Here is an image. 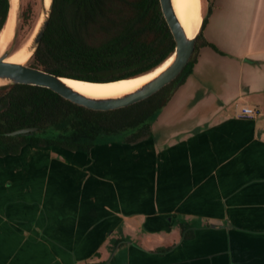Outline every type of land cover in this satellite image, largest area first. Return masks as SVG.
<instances>
[{
    "label": "crops",
    "instance_id": "crops-1",
    "mask_svg": "<svg viewBox=\"0 0 264 264\" xmlns=\"http://www.w3.org/2000/svg\"><path fill=\"white\" fill-rule=\"evenodd\" d=\"M202 35L147 138L0 157V264L104 261L119 230L142 264H264V0H212ZM180 223L183 256L159 238Z\"/></svg>",
    "mask_w": 264,
    "mask_h": 264
},
{
    "label": "trees",
    "instance_id": "trees-1",
    "mask_svg": "<svg viewBox=\"0 0 264 264\" xmlns=\"http://www.w3.org/2000/svg\"><path fill=\"white\" fill-rule=\"evenodd\" d=\"M10 8V0H0V33ZM205 23L206 19L194 52L178 77L128 107L93 111L47 88L19 84L0 87V157L17 155L27 145L88 153L98 139L105 137H124L122 142L127 144L147 138L152 121L190 73L198 50L209 45L202 35ZM174 47L158 0H53L31 66L59 77L110 82L152 72L173 54ZM23 128H36L37 132L6 136ZM179 226L182 240L193 239L186 223ZM169 250L161 247L154 252Z\"/></svg>",
    "mask_w": 264,
    "mask_h": 264
},
{
    "label": "water",
    "instance_id": "water-1",
    "mask_svg": "<svg viewBox=\"0 0 264 264\" xmlns=\"http://www.w3.org/2000/svg\"><path fill=\"white\" fill-rule=\"evenodd\" d=\"M52 1L53 0H50L49 6L46 7L45 1L42 0V8H43L44 16L42 20L39 22L38 27L35 29L28 43L21 47V48L25 47L31 53L30 58L23 64L5 62V60L13 52L21 49V48L15 49L17 35L19 31V25L18 23L16 24L14 35L11 42L9 43L6 51H4L0 55V82L3 83L1 87L19 84V85H30V86L47 88L64 100H67L74 105L93 111H112V110L131 106L135 103H138L140 101L149 98L150 96L154 95L159 90H161L163 87L167 86L172 81H174L178 77V75L183 71V69L186 67L194 52L197 36L201 30L203 21L207 18V15L209 13V6L211 4V1H207V8L205 14L202 15V22L200 29L197 35L194 38L190 39L185 33V30L183 29L176 15V12L173 8L172 0H158L160 4L162 16L166 22V25L172 35L175 44L173 54L169 57L172 58L170 64L156 77H154L153 79H151L150 81H148L147 83H145L144 85L140 86L138 89L127 95H123L117 98H110V99H90L80 95L79 93L70 89L61 82V79H69V78L59 77L47 73L39 68H35L31 66L36 50L40 44V41L48 25V21L52 9ZM20 17H21L20 14L16 15L15 22L16 19L20 20ZM137 77H133V78H137ZM133 78H128V79H133ZM77 81H81V80H77ZM116 81H120V80H116ZM116 81L90 82V83H111ZM36 132H37L36 128H23V129L15 130L13 132L6 133V136L9 137L29 136Z\"/></svg>",
    "mask_w": 264,
    "mask_h": 264
},
{
    "label": "bare ground",
    "instance_id": "bare-ground-1",
    "mask_svg": "<svg viewBox=\"0 0 264 264\" xmlns=\"http://www.w3.org/2000/svg\"><path fill=\"white\" fill-rule=\"evenodd\" d=\"M11 8L7 18V22L0 33V55L6 51L11 42L15 30V18L18 0H10ZM45 6L48 7L50 0H44ZM173 8L176 15L185 30L187 36L194 38L201 26V0H172ZM30 51L25 47L13 52L6 60L7 63L23 64L30 58ZM169 58L165 63L159 66L152 72L133 79H124L111 83H90L84 81H77L74 79H61V82L79 93L80 95L90 99H110L127 95L140 86L144 85L159 73H161L171 62ZM3 85L0 82V87Z\"/></svg>",
    "mask_w": 264,
    "mask_h": 264
},
{
    "label": "rangeland",
    "instance_id": "rangeland-1",
    "mask_svg": "<svg viewBox=\"0 0 264 264\" xmlns=\"http://www.w3.org/2000/svg\"><path fill=\"white\" fill-rule=\"evenodd\" d=\"M206 8L207 1L201 0L202 15L205 14ZM19 14L21 16L20 20L16 19L15 22V26L17 23L19 25L15 49L21 48L28 43L35 29L38 27L39 22L42 20L44 16L42 0H18L16 15ZM25 14L28 18H25ZM104 139H110L111 142L116 144H120L123 140H125L124 137L120 136L105 137ZM104 139H98V141L95 142V145H97L99 142H104ZM26 147L34 148L36 146L27 145ZM48 156L51 157V153H48ZM125 233L122 232V230H119L116 235L111 237V242L105 248L106 253L103 252V260L105 264H142L140 263L139 256L144 246L142 245L144 237H136L133 235L126 237V235H124ZM180 236V230H178L177 233L175 232V235L160 236L159 238L162 240V243L167 245L172 244L173 240H175V250H178L179 256H183L187 250L185 249L184 252L183 245H186L187 242H184ZM151 239L152 238L149 237L147 238V241L151 244H155V242H153Z\"/></svg>",
    "mask_w": 264,
    "mask_h": 264
},
{
    "label": "built area",
    "instance_id": "built-area-1",
    "mask_svg": "<svg viewBox=\"0 0 264 264\" xmlns=\"http://www.w3.org/2000/svg\"><path fill=\"white\" fill-rule=\"evenodd\" d=\"M263 113L261 109L255 106L243 105L239 109V117L245 119H254Z\"/></svg>",
    "mask_w": 264,
    "mask_h": 264
}]
</instances>
